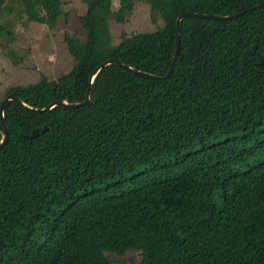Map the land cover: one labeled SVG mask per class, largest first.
<instances>
[{
    "label": "trees",
    "instance_id": "1",
    "mask_svg": "<svg viewBox=\"0 0 264 264\" xmlns=\"http://www.w3.org/2000/svg\"><path fill=\"white\" fill-rule=\"evenodd\" d=\"M17 1L25 23L66 17L61 0ZM138 2L162 25L113 45L110 21ZM83 3L82 38L64 36L70 71L5 91L43 110L90 87L76 109L6 103L0 264H264V0ZM258 5L183 18L171 76L139 74H167L182 14Z\"/></svg>",
    "mask_w": 264,
    "mask_h": 264
},
{
    "label": "rangeland",
    "instance_id": "2",
    "mask_svg": "<svg viewBox=\"0 0 264 264\" xmlns=\"http://www.w3.org/2000/svg\"><path fill=\"white\" fill-rule=\"evenodd\" d=\"M65 18L54 29L37 23H25L22 6L17 0H4L0 10V103L5 91L14 86L37 83L45 77L55 80L70 71L73 60L64 43V36L82 38L79 17L86 13L83 0H61ZM119 0H112L116 11ZM162 25L158 14L152 15L147 4L138 2L124 23L110 21L112 44L121 35L154 32ZM111 264H140L137 252L118 257L107 254Z\"/></svg>",
    "mask_w": 264,
    "mask_h": 264
},
{
    "label": "water",
    "instance_id": "3",
    "mask_svg": "<svg viewBox=\"0 0 264 264\" xmlns=\"http://www.w3.org/2000/svg\"><path fill=\"white\" fill-rule=\"evenodd\" d=\"M262 5H258L254 8H250L246 11H243V12H240V13H237L235 15H230V16H214V15H202V14H197V13H184L182 14L176 21V47H175V52H174V56H173V59H172V63H171V66L167 72V74L163 77H156V76H151V75H148V74H142V73H139L145 77H149L151 79H157V80H164V79H167L171 76L172 74V71H173V65H174V61L176 59V56H177V52H178V46H179V38H178V29H179V23L180 21L183 19V18H186V17H192V18H209V19H218V20H229V19H233V18H236V17H239L247 12H251L257 8H260ZM110 63H114V61H111V62H107V63H104L102 65H100L94 72L93 74L91 75V78L89 80V83L91 84L92 81H93V78L95 77V75L99 72L100 69H102L103 67H105L107 64H110ZM119 65H122L121 63L119 62H115ZM126 67V66H124ZM89 92H90V87H88L87 89V94H86V99L84 102L82 103H78V104H67L65 102H61V101H58V102H54L52 104H50L46 109H43V110H36V109H31L27 106H25L17 97H14V96H6L4 97V99L2 100L1 104H0V118H1V125H2V128H3V137H2V140L0 142V150L4 147V145L6 144V141H7V128H6V125L3 121V111H4V108H5V105L8 101H15L17 102L19 105H21L22 107H24L25 109L29 110V111H35V112H43L45 110H50L51 108L59 105V106H64V107H67L69 109H76L78 107H81V106H85V105H88L89 104ZM35 133V132H34Z\"/></svg>",
    "mask_w": 264,
    "mask_h": 264
}]
</instances>
